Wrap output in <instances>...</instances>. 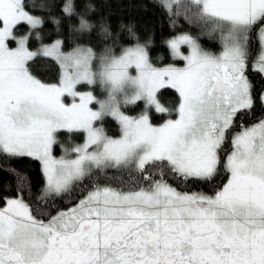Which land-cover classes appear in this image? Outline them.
<instances>
[{"label": "snow or ice", "instance_id": "snow-or-ice-1", "mask_svg": "<svg viewBox=\"0 0 264 264\" xmlns=\"http://www.w3.org/2000/svg\"><path fill=\"white\" fill-rule=\"evenodd\" d=\"M149 2L171 29H198L162 41L182 67L158 66L154 32L114 26L94 0H62L59 18L35 14L55 3L0 0V173L12 178L0 181V264H264V113L251 120L264 108L251 78L264 79V0ZM48 20L57 31L69 22L81 42L44 43ZM38 57L58 64L57 83L33 74ZM165 88L178 93L174 109L157 98ZM138 101L140 115L122 110ZM149 109L175 118L155 125ZM77 133L83 142L64 147L59 137ZM22 158L40 162L39 186L12 166Z\"/></svg>", "mask_w": 264, "mask_h": 264}, {"label": "trees", "instance_id": "trees-1", "mask_svg": "<svg viewBox=\"0 0 264 264\" xmlns=\"http://www.w3.org/2000/svg\"><path fill=\"white\" fill-rule=\"evenodd\" d=\"M32 2L39 6L41 3H55L56 7L45 10L41 12L37 7L35 14L47 17L49 12L52 16L59 18L61 16L60 12V3L62 0H32ZM80 3H84L85 0H79ZM96 7L98 9L97 15L107 16L111 23L114 26H117L121 21L127 23L128 21H135L141 35L146 34V29L151 30L155 34V42L151 52L152 57L155 59L160 57L158 60V66L167 64V63H181L174 61L171 58L170 52L167 47L162 43V41L167 38L173 31H189L193 34H198V29L195 26H189L183 20L179 21L177 29L173 30L169 27L168 20L166 16L161 12L159 8L154 7L149 0H94ZM144 6H147V10H144ZM73 21L72 23H74ZM28 31L27 26L19 29L20 34H24ZM43 42L50 43L57 38H61L65 41L64 49L70 50L77 43L81 41L78 40L70 30L69 22L62 21V24L57 31L56 25L52 24L50 20L46 22L41 33ZM218 40L212 39L210 37L202 36L200 38V43L205 48H213L218 50L220 48ZM90 44H95V38L90 37L88 39ZM29 46L36 48L39 46V41L30 38ZM31 63V71L37 78L41 79L44 82H58L60 77V68L58 64L50 58L38 57ZM256 84V91L259 93L264 89V79L256 74L251 77ZM88 86H81L80 89H87ZM159 98L162 104L169 109H174L178 102V93L174 89L165 88L159 91ZM124 110L130 114H138L143 112L144 103L143 101H138L136 105H130ZM264 113V108L259 104L256 105L253 111L251 120H254L256 117ZM149 115L152 123H160L161 121L169 118L175 117V113L169 116L168 113H158L155 109H149ZM249 118H245V123H250ZM105 131L110 136H119L121 133L120 125L112 117H105L102 122ZM66 135V134H64ZM64 135H61L64 136ZM74 142H80L83 140L82 134H73ZM228 146H226V151ZM13 167L18 170L25 172L32 180V183L35 186H39L42 183L41 175V164L39 161L33 158H22L18 160L11 161ZM226 174L217 181V183L226 182ZM12 178L7 173H0V181H10ZM171 182V181H170ZM190 190L192 191H207L210 192V188L204 185H189ZM14 194V193H13Z\"/></svg>", "mask_w": 264, "mask_h": 264}, {"label": "rangeland", "instance_id": "rangeland-1", "mask_svg": "<svg viewBox=\"0 0 264 264\" xmlns=\"http://www.w3.org/2000/svg\"><path fill=\"white\" fill-rule=\"evenodd\" d=\"M207 37V36H206ZM210 38H212V39H216V40H218V37H210ZM59 39H61V38H59ZM51 43V42H50ZM14 46V45H13ZM34 49V48H33ZM208 49H211V50H213V51H219L220 50V48L218 49V50H214L213 48H208ZM65 50V49H64ZM71 50V49H70ZM70 50H65V51H70ZM173 63H176V62H173ZM177 64V66H183V64L182 63H176ZM165 65V64H164ZM164 65H161V66H164ZM46 83H50V82H46ZM52 83H57V82H52ZM81 91H92L93 92V94L94 95H96L98 98H104V96H105V93L98 87V86H93V87H89V88H87V89H80ZM157 98H158V100H159V102H160V104L162 105V106H164L163 104H162V102L160 101V98H159V92L157 93ZM165 107V106H164ZM123 111H125L124 109H122ZM149 111V110H148ZM125 113L127 114V115H130V116H138V115H140L142 112H140V113H138V114H130V113H128V112H126L125 111ZM169 118H175V117H169ZM169 118H167V119H169ZM167 119H165V120H163V121H161L160 123H153V124H155V125H160V124H162V123H164ZM101 122H98V124H100ZM102 127L104 128V126H103V124H102ZM104 130H105V128H104ZM106 132V131H105ZM113 137H118V136H113ZM60 138V140L61 141H63L64 143H63V146L64 147H70L72 144H78V143H82L83 142V140L82 141H80V142H74V135L72 134V135H68V134H66V135H64V136H60L59 137ZM54 154H56V155H63L64 153H63V151L62 150H58V149H55L54 148Z\"/></svg>", "mask_w": 264, "mask_h": 264}]
</instances>
